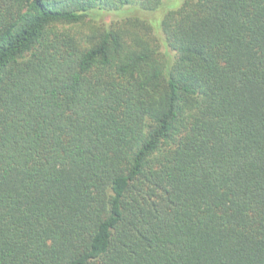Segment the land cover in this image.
<instances>
[{
  "label": "trees",
  "instance_id": "1",
  "mask_svg": "<svg viewBox=\"0 0 264 264\" xmlns=\"http://www.w3.org/2000/svg\"><path fill=\"white\" fill-rule=\"evenodd\" d=\"M0 264H264V0H0Z\"/></svg>",
  "mask_w": 264,
  "mask_h": 264
},
{
  "label": "rangeland",
  "instance_id": "2",
  "mask_svg": "<svg viewBox=\"0 0 264 264\" xmlns=\"http://www.w3.org/2000/svg\"><path fill=\"white\" fill-rule=\"evenodd\" d=\"M172 7H169V9H171ZM128 13L129 11L127 10V12H124V13H120V14H116V13H113V14H109V15H106L104 17L101 18V21L102 22H105V23H112V22H118V21H122L123 19H125L127 16H128ZM163 13L164 11H160L158 13H149V14H140V13H137V12H134L135 16H138V17H144L146 19H150V20H157V21H152L153 25L158 29L160 28L161 26V21H162V18H159L161 16H163ZM133 14L129 15V16H132ZM151 22V21H150ZM90 26H87L85 28H87L86 30H88ZM164 43V40L163 42ZM162 51H165V48L162 47Z\"/></svg>",
  "mask_w": 264,
  "mask_h": 264
}]
</instances>
